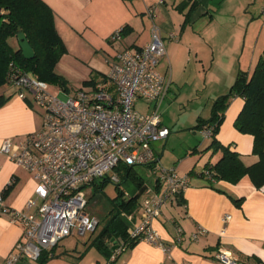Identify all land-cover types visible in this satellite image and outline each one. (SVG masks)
Wrapping results in <instances>:
<instances>
[{
    "label": "crops",
    "instance_id": "1",
    "mask_svg": "<svg viewBox=\"0 0 264 264\" xmlns=\"http://www.w3.org/2000/svg\"><path fill=\"white\" fill-rule=\"evenodd\" d=\"M43 1L55 15L56 29L64 42L65 53H75L71 55L73 59L70 57L72 61H63V65H68V81L71 83L82 84L94 77L95 83L103 82L107 89L112 90L106 82L110 62L126 48H141L148 44L153 25L160 28L167 51L160 61V64H166L164 73L169 72L170 61L178 54L170 52L182 47L189 51L183 56L194 59L199 73L204 74L202 90L207 88L206 74L213 75L214 88L203 97L199 95L207 108L218 97L228 93L239 70L251 74L258 61L264 58V0ZM193 3L196 7L185 23V15ZM149 8L153 16H149ZM117 31H122V37L119 41H112L111 37ZM170 34L173 39L169 38ZM9 44L14 49L19 48L16 37L10 38ZM97 53L105 55L101 57ZM172 83L169 95L165 97L167 111L176 96ZM82 87L85 90L93 88L92 85ZM25 96V99L19 98L16 87H0V102L3 101L0 104V146L5 139L11 138L17 144L38 131L40 110L35 107L29 93L25 92ZM139 104L144 107V112L151 110L142 101ZM243 105L244 100L240 97L230 99L215 138L237 152L243 163L249 166L258 160L252 154L253 138L234 127ZM209 118V111L207 115L199 116L200 121ZM161 123L169 128L170 133L167 139L152 145L155 162L145 167L153 170L154 165L163 167L160 161L168 152L166 146L174 148V121L161 117ZM200 136L201 139H195L193 145L186 143L183 154L169 166L176 168L180 175L188 176V187L178 201L165 204L152 222L162 243L170 248L169 252L139 241L111 264H219L214 255L220 249L229 251L246 264H264V186L256 188L248 176L236 184L209 180L202 173L206 165H214L221 154L204 151L212 139ZM151 177L150 183L143 182L144 196L148 190L158 189L155 172ZM36 184V179L29 172L0 154V190L11 187L4 197L6 207L34 213L36 208L28 210L26 203L34 198ZM233 199L241 201L237 203ZM129 215L132 219L127 229H132L141 221L140 205L136 212ZM225 216L229 219L224 223ZM24 230L22 224L12 223L6 212H0V264L15 250ZM178 231L181 242L175 244ZM192 234L197 235L196 239L191 238ZM91 242L70 246L59 243L52 251L53 256L44 264H108L109 259L96 247L90 246ZM17 264L40 263L22 258Z\"/></svg>",
    "mask_w": 264,
    "mask_h": 264
},
{
    "label": "built area",
    "instance_id": "2",
    "mask_svg": "<svg viewBox=\"0 0 264 264\" xmlns=\"http://www.w3.org/2000/svg\"><path fill=\"white\" fill-rule=\"evenodd\" d=\"M147 12L153 16L152 9ZM121 37L122 31H117L111 40L119 41ZM169 38L174 36L170 34ZM166 54L160 28L153 25L148 44L126 48L110 62L106 82L112 90L98 82L90 90L82 88L62 99L49 92L47 82L27 72L9 77L19 98L25 99V92L33 97L35 107L41 111L42 125L17 144L8 138L0 146V154L37 181L35 196L26 203V209L36 208L32 214L6 207L4 190H0V212H6L12 223L25 228L15 250L2 264H17L22 258L37 260L42 251H50L65 238L92 234L99 220L86 214L83 189L100 182L119 183L122 166L153 165V143L167 139L170 133L161 123L158 110L172 83L168 72L157 70ZM138 100L151 110H137ZM201 131L204 137L211 136L209 129L203 127ZM154 166L158 189L145 193L140 204L141 221L128 228L127 234L130 241H144L168 253L170 248L162 243L152 222L165 204L179 200L189 178L174 167ZM131 219L129 215L128 222ZM228 219L225 216L223 222ZM196 237L191 235L192 239ZM180 242L178 231L175 244ZM128 244L115 246L108 264L116 262ZM214 259L219 264H246L222 249Z\"/></svg>",
    "mask_w": 264,
    "mask_h": 264
},
{
    "label": "trees",
    "instance_id": "3",
    "mask_svg": "<svg viewBox=\"0 0 264 264\" xmlns=\"http://www.w3.org/2000/svg\"><path fill=\"white\" fill-rule=\"evenodd\" d=\"M195 7L196 4L193 3L187 11L185 23L188 22ZM19 31L24 32L34 50L35 56L31 60L23 57L20 48L14 49L9 44V39L16 37ZM65 52L64 42L56 29L55 15L43 0H0V87L6 82L10 83L9 77L13 73L27 72L39 80L56 83L68 89L67 81L54 71L56 63ZM87 85H95L94 77L82 83V86ZM233 97H240L244 100L243 108L234 122V127L240 133L252 136V154L258 158L254 164L249 166L243 163L237 152L231 151L229 146L220 144L215 138L229 101ZM2 103L3 101L0 102ZM197 127H205L211 131V143L204 151L211 150L213 153L220 152L221 154L214 165H206L202 174L211 181L223 180L233 184L238 183L244 176H248L256 188L264 186V58L258 61L251 74L242 70L238 71L229 92L214 101L210 118L206 121L199 120ZM119 172L124 180L131 177L134 184L143 188L144 181L141 177L134 175V166H122ZM106 184V182H100L93 187L96 191H101ZM116 188L119 190L118 187ZM10 189L11 187L8 186L3 191L4 197ZM136 195L123 198L124 194L120 191L121 199L118 206L123 208L122 211L128 214L134 211L133 202L137 198ZM118 198L113 200L114 205ZM233 200L237 203L241 201V199ZM127 227V223L118 215L112 216L90 246L96 247L109 259L114 247L119 244L118 239L124 243L129 242V247L136 243L129 240ZM54 248L50 251H42L37 259L40 264H44L53 256Z\"/></svg>",
    "mask_w": 264,
    "mask_h": 264
},
{
    "label": "rangeland",
    "instance_id": "4",
    "mask_svg": "<svg viewBox=\"0 0 264 264\" xmlns=\"http://www.w3.org/2000/svg\"><path fill=\"white\" fill-rule=\"evenodd\" d=\"M179 43L180 41L176 44ZM170 53H178L176 57H173L171 59L169 64L171 69L168 72L170 75H172L173 93H175L176 96H174V99L169 103L170 109H168V111L166 109L168 105L166 98L163 100L159 107V112L163 119L165 117H169L174 121V129L172 134L174 135V148L171 149V147L166 146L168 152L162 157L160 161V164H162L163 168L166 169H168L170 164H172L173 162H177L178 157L181 156V154H183L185 150L186 143H191L193 145L192 142H194L195 139H201L200 135H203L202 131L196 128V125L199 123L200 114L207 115V111H209L211 116L212 105L207 108L204 103V99L199 97V95L203 97L205 96V94L210 93V91L214 88V85L212 84L213 75L211 73H208L206 74L207 88L205 91L202 90L203 86H201V80L204 79V74L199 73L198 68L196 67V61H194V59H189L187 56H183V53H189L187 49L178 47V49L176 48L174 52ZM71 55H75V53H63L54 68L55 73L67 81L68 89H64L59 84L47 82L49 92L62 99H65L67 94H73L76 90L83 88L82 84H75L68 81V76H70L67 69L68 65H63V61H72L71 58L73 59L74 57H71ZM97 55L103 57L105 53H97ZM61 60L62 62H60ZM76 65L78 66V64ZM165 65L166 64L163 63L159 64L157 70L160 73H164ZM3 86L14 87L11 83L7 82ZM139 102H141V100H138L136 102V108L137 110L144 112L145 109L139 104ZM38 116L40 119V127L38 128V130H40L42 125L41 111L40 113H38ZM158 144L159 143H156V145ZM134 171V175L141 177L143 181L149 183L152 181L151 176L154 173L153 169L145 166H134ZM116 187H118L119 190L124 194V196H122L123 198L134 196L137 194V198L135 202H133V212H136L138 210L139 205L144 199L145 187L139 188L136 184H134L131 177L127 180H124L120 175V182L118 183V186H116V183H107L101 191H96L94 187L88 186L83 189L87 201L85 212L87 215L97 218L99 220V223L92 234L88 233L82 237L78 235L70 236L68 237V239H63L60 242V245L70 246L76 243L82 245L85 241H93L100 235L104 227L114 215H118L119 218L124 220V222H126L127 224L129 223L127 220L128 213L122 211L123 208L118 206V202L120 201L121 196L120 191L117 190ZM116 197L119 198L114 205L113 203L115 201L113 202V200L116 199ZM118 240L119 243L123 242L121 239Z\"/></svg>",
    "mask_w": 264,
    "mask_h": 264
},
{
    "label": "water",
    "instance_id": "5",
    "mask_svg": "<svg viewBox=\"0 0 264 264\" xmlns=\"http://www.w3.org/2000/svg\"><path fill=\"white\" fill-rule=\"evenodd\" d=\"M16 39L18 41V45H19V48H20V50L22 52L23 57L26 60L33 59L34 56H35V53H34V50H33L32 46L30 45L29 41L27 40V37L24 34V32L19 31L16 34ZM114 249H115V247H114Z\"/></svg>",
    "mask_w": 264,
    "mask_h": 264
}]
</instances>
